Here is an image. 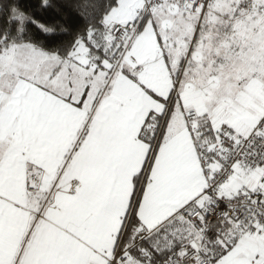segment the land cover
Masks as SVG:
<instances>
[{"label": "snow or ice", "instance_id": "obj_1", "mask_svg": "<svg viewBox=\"0 0 264 264\" xmlns=\"http://www.w3.org/2000/svg\"><path fill=\"white\" fill-rule=\"evenodd\" d=\"M0 264H264V0H0Z\"/></svg>", "mask_w": 264, "mask_h": 264}]
</instances>
